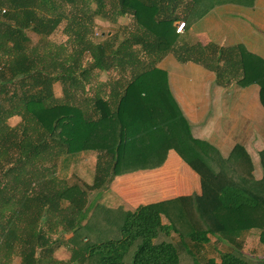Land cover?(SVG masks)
Returning a JSON list of instances; mask_svg holds the SVG:
<instances>
[{
    "label": "trees",
    "instance_id": "obj_1",
    "mask_svg": "<svg viewBox=\"0 0 264 264\" xmlns=\"http://www.w3.org/2000/svg\"><path fill=\"white\" fill-rule=\"evenodd\" d=\"M92 1L94 9L89 0H0V264L13 256L18 264H125L128 250V264H200L197 253L209 245L217 257L206 255L202 264H264V256L242 251L240 238L257 229L264 248V149L255 179L240 145L223 157L193 137L167 72L155 66L169 52L212 71L218 85L255 83L264 109L262 62L239 46L178 36L172 22L184 17L179 10L196 3L199 17L203 0ZM108 5L131 18L133 29L120 38L104 32L93 39L94 16L105 17ZM61 23L66 39L55 50L29 45L27 31L41 42ZM107 70L119 76L95 86L98 72ZM53 83L61 86V99ZM11 116L19 117L13 126L6 123ZM168 149L197 173L199 195L103 211L100 219L114 224L118 238L78 246L64 241L68 256L55 258L62 245L56 234L74 233L90 190L160 166ZM86 152L95 153L91 183L68 184L67 171ZM178 249L188 256L183 263Z\"/></svg>",
    "mask_w": 264,
    "mask_h": 264
},
{
    "label": "crops",
    "instance_id": "obj_2",
    "mask_svg": "<svg viewBox=\"0 0 264 264\" xmlns=\"http://www.w3.org/2000/svg\"><path fill=\"white\" fill-rule=\"evenodd\" d=\"M196 9V3L185 12L181 8L178 14L184 17L172 22L175 28L177 21H184L183 31L177 33L183 41L239 46L264 66V0H203L199 17ZM155 66L167 72L169 90L191 135L214 146L223 157L233 145H240L251 159V175L260 178L258 152L264 149V109L258 100V85H218L212 71L192 61L178 62L169 52ZM226 137L230 141L222 143ZM195 194H200L199 176L168 149L160 166L114 176L100 200L110 211L117 207L133 210L139 204ZM161 222H165L163 217Z\"/></svg>",
    "mask_w": 264,
    "mask_h": 264
},
{
    "label": "rangeland",
    "instance_id": "obj_3",
    "mask_svg": "<svg viewBox=\"0 0 264 264\" xmlns=\"http://www.w3.org/2000/svg\"><path fill=\"white\" fill-rule=\"evenodd\" d=\"M88 7L91 9L95 8V4L92 0H89L88 2ZM109 5L105 8V14L106 16L103 17L101 15H96L94 16V35H93V39L99 38L100 39V35L104 32H107V34H111L112 35L114 33H116L119 38L122 37L120 36L121 34L125 33L126 31L124 30H129V29H133V22L131 20V18L129 17H124V16H119L117 15L113 9H109L108 8ZM65 9H68V7H65ZM63 23H61V25L58 26L57 30L55 32H53L52 34H50L49 36H47V38L44 40L40 41V36L31 32V31H27V35L30 39L29 41V45H35V44H45L46 47H48L50 50H55V47L58 45V43L60 41H63L66 39V36L61 32V27H62ZM115 34V36H117ZM118 38V37H117ZM40 49V48H39ZM44 50V49H41ZM1 54H0V58H1ZM189 75L194 76V74L192 73H187ZM128 71L126 70L123 73V76L126 78H128ZM119 74L118 72H116V70H107V71H101L98 72L97 77L95 78V86L100 82H112V80H114L116 77H118ZM198 85V84H197ZM195 87L199 88V86H196L194 84ZM211 87H214L213 83H211ZM104 88L106 90H108V85L106 84L104 86ZM52 91L54 93V96L57 99H61V97L63 96L62 94V90H61V86L58 83H53L52 86ZM0 93V97H1ZM210 115V114H208ZM209 120V118H208ZM19 121V117L18 116H11L6 120V123L9 126H13L15 125L17 122ZM221 132V131H220ZM225 132V131H224ZM222 133V132H221ZM225 134L222 133V136H224ZM230 140H228V137H226L225 139L222 138V143L224 142H228ZM221 143V144H222ZM94 162H95V153L93 152H86L83 154H80L77 159L75 164L72 165V167L67 171V175H66V181L68 184L71 183H77L82 185L83 183H91L92 180V176L94 173ZM259 179V178H256ZM90 190L88 192V196H89V207H88V211L85 214L84 218L82 219L80 225L73 231V238L70 232H63V233H59L56 234L57 237H59L60 241H62V245H60L59 247H57V249L55 250V258L58 259H65L68 256V249L66 247V245H64V241L68 242L71 246H78L80 245L81 242L84 241H101V240H106V239H110V238H118V229L114 226V224L109 223V222H104L100 220V214L103 211H110L108 209H106L105 205L103 204V202L100 200L102 199V193L104 190ZM113 194V193H112ZM114 202V201H113ZM116 203V201H115ZM100 212V213H98ZM243 234V235H242ZM240 236L241 238V249L242 251L248 255V256H252L254 258H259L260 256H264V248L263 246L258 242V230L257 229H251L249 231L243 232ZM212 238V237H211ZM70 239V240H69ZM210 242V241H209ZM211 246L209 245V247L206 249V246L203 248L202 246V250L198 251L197 253V257L198 260L200 262V264L203 263L204 258L206 257V255H211V256H215L217 257V254L215 252L214 249L210 248ZM218 249H225V247L221 244H218L216 246ZM178 251H180L178 249ZM129 250L127 251V253L124 255V263L128 264V259H129ZM188 258V256H185V254L183 253V251H180V259L183 263V261H185ZM19 263V259L16 256H13L12 259L7 263V264H18Z\"/></svg>",
    "mask_w": 264,
    "mask_h": 264
},
{
    "label": "built area",
    "instance_id": "obj_4",
    "mask_svg": "<svg viewBox=\"0 0 264 264\" xmlns=\"http://www.w3.org/2000/svg\"><path fill=\"white\" fill-rule=\"evenodd\" d=\"M184 21H177L176 24H175V28H174V31L176 33H181L183 31V27H184Z\"/></svg>",
    "mask_w": 264,
    "mask_h": 264
}]
</instances>
